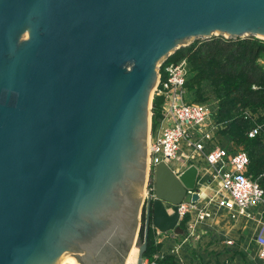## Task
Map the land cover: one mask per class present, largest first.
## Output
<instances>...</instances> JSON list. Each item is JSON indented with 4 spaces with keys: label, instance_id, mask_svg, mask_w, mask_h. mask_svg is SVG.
I'll use <instances>...</instances> for the list:
<instances>
[{
    "label": "water",
    "instance_id": "95a60500",
    "mask_svg": "<svg viewBox=\"0 0 264 264\" xmlns=\"http://www.w3.org/2000/svg\"><path fill=\"white\" fill-rule=\"evenodd\" d=\"M214 36L264 40V0H0V264H127L185 233L199 170H156L160 66Z\"/></svg>",
    "mask_w": 264,
    "mask_h": 264
},
{
    "label": "built area",
    "instance_id": "2783aa9c",
    "mask_svg": "<svg viewBox=\"0 0 264 264\" xmlns=\"http://www.w3.org/2000/svg\"><path fill=\"white\" fill-rule=\"evenodd\" d=\"M192 67L188 58L160 66V78L153 99L163 98L162 116L157 124H151L149 136V174L146 198H155L156 170L160 164L167 165L177 176L191 166L202 167L207 174L220 183L216 205L230 212L232 218H264V187L248 176L249 157L239 147L230 148L223 144L219 133L225 125L217 119L207 102L189 99L186 87L192 77ZM246 118L254 116L246 111ZM153 116V113L151 117ZM222 133V132H221ZM222 135V134H221ZM248 136L264 138V132L257 126ZM200 173V172H199ZM213 200H200L191 203L172 205L165 203L169 214L177 208L179 222L187 221V230H197L198 224L212 220L214 213L209 211ZM189 218V219H188ZM156 229H154L155 231ZM157 237L163 233L156 230ZM258 257L264 264V223L255 236ZM232 245L233 242H227ZM142 264H165L158 259H144Z\"/></svg>",
    "mask_w": 264,
    "mask_h": 264
},
{
    "label": "trees",
    "instance_id": "16d2710c",
    "mask_svg": "<svg viewBox=\"0 0 264 264\" xmlns=\"http://www.w3.org/2000/svg\"><path fill=\"white\" fill-rule=\"evenodd\" d=\"M188 58L192 77L187 82L191 95L197 102H207L204 93L208 85L219 100L217 119L225 125L222 135L234 147L245 151L249 157L248 176L264 187V138H250L248 133L259 126L264 132V40L255 37L226 39L214 36L207 40H196L191 45L177 50L167 64ZM163 98L152 102L153 126L162 116ZM249 111L255 119L246 118ZM145 211L140 241L145 234ZM184 227V221L181 225ZM160 245L156 243L154 230H149L148 249L144 259H154ZM158 261L173 264L169 256Z\"/></svg>",
    "mask_w": 264,
    "mask_h": 264
},
{
    "label": "crops",
    "instance_id": "0c3cea01",
    "mask_svg": "<svg viewBox=\"0 0 264 264\" xmlns=\"http://www.w3.org/2000/svg\"><path fill=\"white\" fill-rule=\"evenodd\" d=\"M204 97L217 113L219 100L216 94L206 92ZM189 99H194V96L190 95ZM221 132L219 137L221 136L223 144L226 141L230 148H234ZM205 171L199 167L197 188L202 201L213 200L208 208L214 213L213 219L198 224L197 230L193 233L187 230L188 220L184 221V227L181 226L185 230L183 234L172 231L157 237L155 230L154 236L156 243L160 245V250L154 258L169 256L173 264H262L258 257L255 236L264 223L263 216L258 214L251 219L232 218L229 211L220 209L215 203L220 191V183ZM182 224L183 222L180 223ZM229 241L233 244L228 245ZM137 258L138 250H135L131 263L135 264Z\"/></svg>",
    "mask_w": 264,
    "mask_h": 264
},
{
    "label": "rangeland",
    "instance_id": "374dc122",
    "mask_svg": "<svg viewBox=\"0 0 264 264\" xmlns=\"http://www.w3.org/2000/svg\"><path fill=\"white\" fill-rule=\"evenodd\" d=\"M224 38H225V37H224ZM226 39H227V38H226ZM191 44H192V43H191ZM191 44H190V45H191ZM262 63L264 64V60H262ZM206 90H207V91H210V92L214 91L213 88H212V86H210V85H208V86L206 87ZM189 97H190V96H189ZM209 106H210L211 109L213 108L211 105H209ZM212 110H213V109H212ZM213 111H214V110H213ZM214 112H215V111H214ZM151 124H152V117H151ZM223 140H224V139H223ZM224 145H225V146H228L226 141H224ZM146 191H147V187H146ZM146 191H145V194H146ZM140 244H141V241H140V238H139V240H138V242H137V245H136V247H135V250H138V247L140 246ZM136 252H137V251H136ZM134 253H135V251H134ZM134 253H133V255H134ZM133 255H132V256H133ZM63 260H68V258L65 257V259H63Z\"/></svg>",
    "mask_w": 264,
    "mask_h": 264
},
{
    "label": "bare ground",
    "instance_id": "6f19581e",
    "mask_svg": "<svg viewBox=\"0 0 264 264\" xmlns=\"http://www.w3.org/2000/svg\"><path fill=\"white\" fill-rule=\"evenodd\" d=\"M134 251H135V249H133L127 264H133V263H131V258H132ZM62 264H76V263L73 262L72 260L68 259V260H63Z\"/></svg>",
    "mask_w": 264,
    "mask_h": 264
},
{
    "label": "flooded vegetation",
    "instance_id": "af4514ba",
    "mask_svg": "<svg viewBox=\"0 0 264 264\" xmlns=\"http://www.w3.org/2000/svg\"><path fill=\"white\" fill-rule=\"evenodd\" d=\"M145 211V210H144Z\"/></svg>",
    "mask_w": 264,
    "mask_h": 264
}]
</instances>
